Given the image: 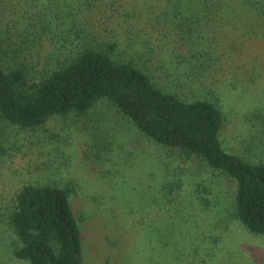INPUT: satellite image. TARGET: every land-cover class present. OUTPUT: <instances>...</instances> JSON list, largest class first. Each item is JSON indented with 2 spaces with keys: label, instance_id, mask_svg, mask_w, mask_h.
Listing matches in <instances>:
<instances>
[{
  "label": "trees",
  "instance_id": "1",
  "mask_svg": "<svg viewBox=\"0 0 264 264\" xmlns=\"http://www.w3.org/2000/svg\"><path fill=\"white\" fill-rule=\"evenodd\" d=\"M244 2L256 6L252 0H240L239 5ZM186 4L185 0H0V161L8 153L7 129L32 135L52 119L80 120L96 104L106 102L160 148L230 179L234 187L228 218L264 237V160L249 161L229 152L222 140L224 115L216 102L181 98L168 85L156 83L147 66L156 48L179 62L192 63L212 85L225 77L233 86H248L264 74V62L256 50L243 58L244 45L233 46L237 39L227 45L226 33L221 37L217 26L245 12L262 27L264 11H222L219 0H203L202 11H189ZM180 8L189 18L177 23ZM126 18L141 19L145 36L156 42L155 47L136 52L141 65L138 58L118 53L117 26ZM166 18L177 23L169 39L159 38L157 28ZM253 30L256 37L264 35L261 28ZM20 36L25 40L19 42ZM155 54L160 61L162 53ZM252 116L264 128V110L253 111ZM99 141L90 133L86 154L101 157L108 146ZM49 166L42 163L19 186L0 189V224L11 236V257L25 264H84L81 219L70 204L72 187L67 179L48 172ZM178 187L163 185L162 198ZM197 199L203 206L210 204L199 194ZM159 241L160 246L166 244ZM197 249L189 248L184 255L181 250L170 252L169 264H207L210 253L198 256Z\"/></svg>",
  "mask_w": 264,
  "mask_h": 264
},
{
  "label": "rangeland",
  "instance_id": "2",
  "mask_svg": "<svg viewBox=\"0 0 264 264\" xmlns=\"http://www.w3.org/2000/svg\"><path fill=\"white\" fill-rule=\"evenodd\" d=\"M185 1L189 11H202L203 0ZM219 1L222 11H264V0H252L255 8L245 2L239 5L240 0ZM180 11L182 18L177 23L189 18L185 8ZM234 18L217 26V33L221 37L226 33L229 46L230 39H237L233 46L244 45L247 53L243 58L253 56L251 50H256L264 62V35L252 34L255 27L264 34V21L260 27L245 12ZM177 23L161 20L159 38H173ZM143 26L141 19L126 18L116 34L118 53L138 58L140 65L143 60L136 52L156 45L145 36ZM23 40L18 37L19 42ZM153 49L147 66L156 83L168 85L183 99L214 100L224 115V147L249 161L264 160V128L251 117L253 111L264 110V74L248 86H233L225 77L212 85L192 63ZM157 51L162 53L160 61L155 57ZM90 133L108 146L101 157L86 154ZM7 134V157L0 161V189L15 183L19 186L27 176L35 175L42 163L50 165L48 172L67 179L72 187L71 208L81 219L84 264H169L170 252L181 250L184 255L192 247L198 248V256L210 253L207 264H264V237L248 233L228 218L233 182L198 161L184 160L152 143L108 103L96 104L80 120L52 119L32 135L13 128L7 129ZM166 183L179 187L175 194L162 198L160 191ZM198 194L210 204L203 206ZM9 238L1 223L0 264H25L11 257ZM160 239L166 244L160 246Z\"/></svg>",
  "mask_w": 264,
  "mask_h": 264
}]
</instances>
